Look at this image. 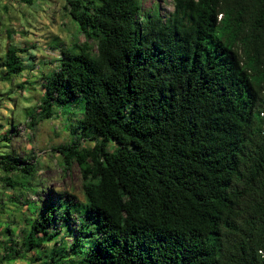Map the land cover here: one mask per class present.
Listing matches in <instances>:
<instances>
[{"label": "trees", "instance_id": "16d2710c", "mask_svg": "<svg viewBox=\"0 0 264 264\" xmlns=\"http://www.w3.org/2000/svg\"><path fill=\"white\" fill-rule=\"evenodd\" d=\"M66 3L86 41L45 77L41 117L81 101L70 114L94 145L56 150L81 169L86 216L72 226L68 194L39 201L5 259L50 242L52 264L82 243L81 264H264V0H172L167 15L143 0ZM20 51L8 74L25 71ZM0 169L33 189V163L8 154Z\"/></svg>", "mask_w": 264, "mask_h": 264}, {"label": "rangeland", "instance_id": "374dc122", "mask_svg": "<svg viewBox=\"0 0 264 264\" xmlns=\"http://www.w3.org/2000/svg\"><path fill=\"white\" fill-rule=\"evenodd\" d=\"M157 3L161 5L163 15L174 9L172 0H143L144 10ZM66 4V0H32L31 3L0 0V139L8 137L0 142V157L10 154L23 165L28 162L35 165L30 183L33 189L24 192L10 187L5 180L8 178L13 183L15 179H21L19 172L7 175L0 169V264H52L53 256L49 253L53 243L50 242L27 252L21 249L24 258L7 261L4 257L5 248L11 245L13 237L17 240L15 247L21 248L23 231L29 228L40 209L36 206H43L39 201H57L68 194L82 202L71 206L77 214V224L71 225L79 227L78 214L86 216L81 169L77 162L66 167L56 150L59 146L75 143L81 148L94 145L80 139L81 131L75 128L80 117L78 111L70 114L81 101L75 99L62 111L56 109L51 118L41 117L45 77L59 68L63 49H70L79 40L86 41L66 10ZM11 46L21 50L19 55L25 63L21 75L8 74L3 65ZM59 229L60 237L65 236L70 245L74 237L66 235L65 228ZM83 244L78 246L74 256L62 250L54 257V263L81 264L85 259ZM37 256L41 261L35 260Z\"/></svg>", "mask_w": 264, "mask_h": 264}]
</instances>
